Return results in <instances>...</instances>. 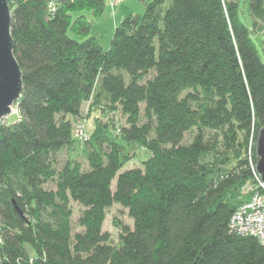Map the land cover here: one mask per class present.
Listing matches in <instances>:
<instances>
[{"label": "trees", "instance_id": "obj_1", "mask_svg": "<svg viewBox=\"0 0 264 264\" xmlns=\"http://www.w3.org/2000/svg\"><path fill=\"white\" fill-rule=\"evenodd\" d=\"M8 1L24 89L0 120L1 264H264L230 227L264 127V0L253 28L240 0H145L108 48L92 33L107 0ZM86 102L95 126L76 136ZM114 201L133 218L118 241L102 228Z\"/></svg>", "mask_w": 264, "mask_h": 264}, {"label": "rangeland", "instance_id": "obj_2", "mask_svg": "<svg viewBox=\"0 0 264 264\" xmlns=\"http://www.w3.org/2000/svg\"><path fill=\"white\" fill-rule=\"evenodd\" d=\"M113 1V0H112ZM119 3H117L116 9L119 16V22L125 17L130 14H140L142 15L145 10V0H119ZM111 3V2H110ZM109 3V0H107V6L104 14L95 19V21L92 24V33H94L101 45L104 48H108L111 43V39L113 36V32L115 30V23H114V16L115 13L113 12L114 9H112L111 4ZM240 18L250 27L253 28V19L251 17L250 13V2L249 0H240ZM116 11V10H115ZM124 13L123 16H120L121 13ZM86 14L91 17V12L89 10L86 11ZM117 22V23H119ZM251 36L253 41L255 42L258 50L261 52L264 48V27L256 30L251 31ZM89 103L86 102L83 106V112L82 116H80L77 121L73 120V132L76 136H79V132H82L83 134H90L91 131L94 129V118H93V111H88ZM14 112L16 113L17 109L15 108V105L13 106ZM143 108V106H142ZM89 112V114H88ZM10 114L7 116L8 120H13L16 115ZM17 114V113H16ZM98 114H101V112ZM111 114L109 113L106 115V117H110ZM115 119L117 120L118 126L125 121L124 118L121 117L120 113H115ZM6 118V117H5ZM6 120V119H5ZM193 131L187 132L185 136V142H188L192 139ZM69 155V154H68ZM70 157L76 158L79 160L83 167H88V160H87V149L83 145V143L78 142L76 147L70 152ZM148 155V153L144 149H139L138 155L134 158H132L130 161L126 162L124 166L121 168V170L127 169L129 167L133 166H142V159L145 158ZM67 158L66 153L63 154L62 160H65ZM120 170V171H121ZM115 182L116 177L114 178L112 182V187L115 188ZM251 181L247 182L244 185V189L248 191L249 184ZM79 206L76 204V212L73 216V221L76 220V216L79 213ZM122 220V221H121ZM125 222L129 224H133V218L129 216L127 208H125L120 202L114 201V203L107 209L106 217L103 221L102 228L104 230H107L112 239L114 241L119 240L121 227L119 226V223ZM119 222V223H118ZM79 228V227H77Z\"/></svg>", "mask_w": 264, "mask_h": 264}, {"label": "water", "instance_id": "obj_3", "mask_svg": "<svg viewBox=\"0 0 264 264\" xmlns=\"http://www.w3.org/2000/svg\"><path fill=\"white\" fill-rule=\"evenodd\" d=\"M12 9L8 0H0V120L13 112L23 89V71L14 53L15 41L11 31ZM257 170L264 180V127L257 137Z\"/></svg>", "mask_w": 264, "mask_h": 264}, {"label": "built area", "instance_id": "obj_4", "mask_svg": "<svg viewBox=\"0 0 264 264\" xmlns=\"http://www.w3.org/2000/svg\"><path fill=\"white\" fill-rule=\"evenodd\" d=\"M253 165L254 180L251 181L248 189L250 195L232 214L230 227L240 234L257 236L264 244V180L256 164Z\"/></svg>", "mask_w": 264, "mask_h": 264}, {"label": "crops", "instance_id": "obj_5", "mask_svg": "<svg viewBox=\"0 0 264 264\" xmlns=\"http://www.w3.org/2000/svg\"><path fill=\"white\" fill-rule=\"evenodd\" d=\"M118 1H119V0H115V1H114V0H113V1H112V0H109V3L111 2L110 4H111L112 9H114V10H113V12L115 13V16H114V23H115L116 26L119 24V23H117V22H119V21H118V20H119V19H118L119 16H118L117 9H116L117 3H119ZM115 10H116V11H115ZM123 14H124V13L122 12V13L120 14V16H123Z\"/></svg>", "mask_w": 264, "mask_h": 264}, {"label": "bare ground", "instance_id": "obj_6", "mask_svg": "<svg viewBox=\"0 0 264 264\" xmlns=\"http://www.w3.org/2000/svg\"><path fill=\"white\" fill-rule=\"evenodd\" d=\"M13 110H14V108H13ZM14 112V111H13Z\"/></svg>", "mask_w": 264, "mask_h": 264}]
</instances>
